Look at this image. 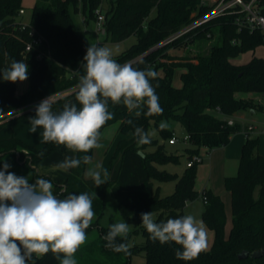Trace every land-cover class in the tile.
Returning a JSON list of instances; mask_svg holds the SVG:
<instances>
[{
	"label": "trees",
	"instance_id": "trees-1",
	"mask_svg": "<svg viewBox=\"0 0 264 264\" xmlns=\"http://www.w3.org/2000/svg\"><path fill=\"white\" fill-rule=\"evenodd\" d=\"M108 2L104 23L107 37L113 42L131 35L137 39L113 58L120 64L131 63L138 70L151 68L157 73L151 83L163 109L162 114L148 116L147 108L142 107L141 113L135 115L123 104L113 105L109 102L108 110L113 113V119L100 130L101 133L106 126L118 122L122 133L134 132L135 127H141L148 133L152 127L158 133L157 137L151 136L149 144L142 146L137 144L135 136L119 141L116 153H122L121 167L116 179L107 182L122 216L138 220L139 229L145 238L142 243L127 247L129 256L130 253L144 252L146 264H264V254L252 256L253 251L264 248V154L258 151V138L247 136L238 173L225 177V186L232 196V226L228 235L223 200L211 189L201 191L205 204L202 219L214 236L212 246L197 258L191 261L178 259L175 252L180 246L174 242H154L141 220V213L147 212H157L154 220L158 223L183 216L186 204L199 195L196 189L198 163L187 166L188 160L195 154H201L203 147L210 150L229 142L240 125L238 122L228 124L223 116L250 108H262L253 99L237 97L235 94L257 92L264 95V58L254 55L250 61L242 64L232 63L231 58L263 45L264 31L246 27L238 30L233 14L204 22L197 27V36L207 37L213 29L218 28L221 42L213 44L209 52L198 55L197 63L179 65L185 66L187 71L181 73L182 86L177 87L173 84V76L174 67L178 64L169 65L160 58L172 45L193 43L197 38L193 35L195 30L154 47L179 31L183 25L205 15L209 8L201 4V0ZM79 3L88 9V18H97L95 10L101 0H36L30 20L24 25L18 19L20 10L24 9L23 0H0V69L8 67L13 60L24 61L28 65L29 82L27 89L18 93V81H4L0 74V119L11 112L14 117L10 121L20 116L34 117L36 106L42 99L66 90H70L66 96L53 101V111L62 110L65 103H76L80 107L75 94L79 75L84 74L82 65L87 42L69 9L73 4L78 11ZM259 4L264 14V0H259ZM193 11H197L194 17ZM28 43H31V48L25 51ZM160 68L164 70L163 75L158 72ZM29 105L32 106L24 111H16ZM169 120L179 122L188 134L187 142L190 145L182 149L181 154L186 156V168L181 175L158 167V164L179 162L181 157L179 149L169 151L166 147L169 139L176 135L175 131L168 126L164 130L159 127L162 121L167 123ZM56 148L66 147L48 142L40 148L20 137L1 138L0 169H3L4 163H8L9 172L26 177L30 183H34L37 178L50 180L53 194L60 199L72 193H89L93 197V211L97 219L92 221L86 233L98 227L101 234L100 248L111 251L104 240L109 226L99 223L104 211V198L97 195L94 181L84 177L86 164L81 162L79 167L70 169L65 179H57L37 170L40 162ZM92 154L93 149L88 153L77 152L75 158L82 159L84 155L92 157ZM24 168H28L27 172L23 171ZM153 179H176L174 191L160 196L158 191L153 190ZM117 243L127 245L128 242L127 239L118 238ZM243 250L248 251L249 255L239 258ZM126 258L123 264L129 262L130 257ZM29 264H59V260L49 252L40 257L34 255Z\"/></svg>",
	"mask_w": 264,
	"mask_h": 264
},
{
	"label": "clouds",
	"instance_id": "clouds-1",
	"mask_svg": "<svg viewBox=\"0 0 264 264\" xmlns=\"http://www.w3.org/2000/svg\"><path fill=\"white\" fill-rule=\"evenodd\" d=\"M84 74L79 75L76 86V103H65L60 111H53V100L45 98L36 106V114L29 119L31 132L43 129V141L63 145L67 149L88 153L101 147V128L113 119L109 102L123 104L129 111L147 108L146 115L162 114L155 87L151 80L157 73L151 68L138 70L131 63L120 64L113 58L110 48L89 45L83 57ZM4 81L15 83L28 79V65L13 60L0 69ZM140 113L137 112V115ZM131 123V121H129ZM161 122V130L167 128ZM151 133L135 127L138 145L151 142ZM81 162L90 164L92 157H66L56 165L68 171ZM99 165L87 170L96 187L107 182L108 173L99 171ZM4 163L0 169V264H29L33 256L53 253L59 264H77L74 258L80 246L87 240L86 230L95 217L93 197L87 193L68 194L60 199L53 194L50 180L37 178L30 183L26 177L9 172ZM143 227L150 238L161 244L174 242L180 246L175 252L178 259L191 261L208 248V233L202 220L187 214L156 222L151 212L141 213ZM130 231L126 222L109 226L104 240L114 251H127L125 243Z\"/></svg>",
	"mask_w": 264,
	"mask_h": 264
},
{
	"label": "rangeland",
	"instance_id": "rangeland-1",
	"mask_svg": "<svg viewBox=\"0 0 264 264\" xmlns=\"http://www.w3.org/2000/svg\"><path fill=\"white\" fill-rule=\"evenodd\" d=\"M36 3V0H23L24 12L18 16V19L24 23H28L32 14L33 7ZM79 10L76 11L74 5L71 4L70 14L78 26L79 31L83 34L87 47L89 45L95 44L97 46L108 47L113 53V57L118 56L123 51L128 49L132 44L136 42V36L131 35L128 38L113 42L110 38L107 37L106 33L98 31V22L96 18L87 17L88 9H84L82 4H78ZM105 13L108 11L109 2L105 0L104 6ZM154 14V11H153ZM197 14V11L192 12V17ZM194 19L191 21L193 22ZM190 22V23H191ZM187 23L182 26L189 25ZM106 27V26H105ZM181 28V29H182ZM195 30L193 35L197 38L193 43L186 44V42L179 43L177 45H172L163 57L160 58L161 61H164L171 64H178L174 67V76L173 84L177 87L182 86V80L180 77V70L187 71L185 66H179L187 62H198V55L209 52L213 44H219L221 42V36L218 28L213 29V32L207 37H198V32ZM180 38V37H179ZM178 40V39H177ZM160 46L156 45L154 48ZM264 48V44L260 49ZM254 52L249 50L241 53L238 58H242L243 55L252 56ZM258 53L254 54L255 56ZM245 61L247 59H244ZM242 61V62H245ZM241 62V61H240ZM180 69V70H179ZM158 72L163 75L164 70L160 68ZM28 81V79H27ZM29 83V82H28ZM68 93L59 96L57 99L66 96ZM245 92H240L239 95H243ZM257 103V102H256ZM26 110V109H25ZM248 110V109H247ZM137 112H140V109L133 110V113L137 115ZM132 114V111L130 112ZM11 118L14 117V114H8ZM254 118L251 116L239 119V129L232 135L229 142L225 145L211 149L209 153L205 150L203 152L202 162L198 163L197 169V178H196V189L199 191V195L189 201L186 204L184 209V215L191 214L194 215L197 219L202 220V213L205 208L204 199L201 195V191L206 187L211 189L215 194L219 195L224 202L225 212L227 216L226 222V233L230 230L232 226V196L231 193L227 190L225 186V177L236 175L239 170L240 158L242 155V147L247 138V136L258 138L259 146L258 151L264 152V112L258 110L254 113ZM30 116H20L16 119L8 121L0 128V136H16L20 137L27 143L35 145L37 147H42L46 142L43 141V129L38 128L36 133L31 132V124L29 122ZM169 128L173 129L179 138V142L175 145L169 144V141L166 143V147L169 151H176L179 149V154L181 155L179 162H168L165 164H158L160 169L167 170L172 173H177L181 175L186 168V156L182 155V149L190 145L185 139L187 137V131L184 126L179 122L174 120L167 121ZM249 126H252L249 129ZM149 133L151 136H158L157 131L154 128H150ZM134 136V132L128 131L122 133L119 131V123H112L106 126L101 131L100 144L101 147L98 149H93L92 162L86 164L84 177L87 176V170L93 168L96 165H99V171L103 178V173L106 171L108 173L107 182L109 180H114L118 176L121 162H122V153H116L118 142L121 140L131 139ZM4 137V138H6ZM161 140V138H159ZM149 149L153 150L154 147ZM77 152H73L67 148H56L48 156V163H61L65 160L66 157H76ZM31 167V166H30ZM28 168H24L23 171L27 172ZM52 175L51 173H45ZM61 176H64L61 175ZM107 182L96 187V193L99 197L104 198V211L103 214L99 217V223L101 226L108 227L113 223L126 222L129 224L130 231L127 238V247H132L136 244H140L144 241V236L139 229L138 220L126 219L122 216L119 211L118 204L116 199L110 193V189L107 186ZM153 190L158 191L160 196H166L171 194L176 186V179H170L167 181H158L153 179ZM258 194V190L256 192ZM154 219L157 217V212H152ZM97 219V215L93 221ZM203 221V220H202ZM204 222V221H203ZM208 233V244L212 237L214 236L213 231L205 224ZM87 234V240L84 244L80 246L78 251L75 253V259L77 264H123L126 261V257L129 258L127 264H146L145 253H130V256L127 251H114V250H104L100 248V229L98 227L92 228ZM94 241V242H93Z\"/></svg>",
	"mask_w": 264,
	"mask_h": 264
},
{
	"label": "built area",
	"instance_id": "built-area-1",
	"mask_svg": "<svg viewBox=\"0 0 264 264\" xmlns=\"http://www.w3.org/2000/svg\"><path fill=\"white\" fill-rule=\"evenodd\" d=\"M201 4L209 8L208 12L205 15L195 18L194 21L191 22L189 25L173 33L171 36L165 39L162 43H160V45L165 44L167 42L174 40L175 38L185 35L186 33L197 28L204 22L210 21L211 19H214L216 17L222 16L225 14L234 15V20L238 26V30L242 29L243 27H246L250 30L260 29L264 31V14L261 11L259 0H201ZM104 6H105V0H101L100 5L95 10V13L97 16L96 19L98 22V31L103 32V33L106 32V28L104 24L106 20V13L104 10L105 9ZM23 12H24V9H21L20 13H23ZM23 24L26 25V22L25 23L23 22ZM233 42H235V40H233ZM30 48H31V43H28L26 45L25 51ZM69 92L70 90H66L60 93L52 94L50 96L52 100L54 101L59 96L69 93ZM30 106L32 105L25 106L16 111H19L21 109H28ZM223 117L227 120L228 124L232 125L235 123V120L231 115L223 116ZM251 128L252 126H249V129ZM185 140L187 141V137ZM169 142L171 144H176L179 142V138L174 134L169 139ZM202 159L203 157L201 154H195L190 160H188L187 166H191L194 163H199L202 161Z\"/></svg>",
	"mask_w": 264,
	"mask_h": 264
},
{
	"label": "crops",
	"instance_id": "crops-1",
	"mask_svg": "<svg viewBox=\"0 0 264 264\" xmlns=\"http://www.w3.org/2000/svg\"><path fill=\"white\" fill-rule=\"evenodd\" d=\"M261 46H262V45L258 46L255 50H253L254 53L252 54V56H250V58H249V56L246 57V55H243L242 58H238V56L240 55V54H239L238 56L231 58V62L234 63V64H242V63H246V62L250 61V60L252 59V57L254 56V54H256V53H258L256 56H259V57H263V58H264V48H263V49H260V51L258 52V49L261 48ZM251 51H252V50H251ZM244 59H247V60L245 61ZM240 61H241V62H240ZM242 61H245V62H242ZM176 70H177V69H176ZM176 70H175V71H176ZM179 70H180V69H179ZM175 71H174V72H175ZM182 72H183V71L180 70V75H181ZM28 85H29V83H28L27 80H25V81H23V82L18 81V85H17V87H18V89H17L18 93H22L24 90H26L27 87H28ZM180 87H181V86H180ZM239 93H240V92H237L235 95H236L237 97L251 98V99H253L255 102L259 103V104L262 106V108H257V109L250 108V109H248V110H241V111L236 112L235 114L231 115V116L234 118L235 122H237L239 119H243V118H246V117H249V116H251L252 119H255V118H254V117H255V116H254V113L257 112L258 110H262V111L264 112V95H262V94H260V93H257V92H245V94H243V95H239ZM24 110H25V109H21V110L18 111V113L21 112V111H24ZM141 110H142V108H140V112H139V113H141ZM132 114H134L133 111H132ZM10 117H11V116H8V115H7L5 118L0 119V124H2V126H3L4 124H6L8 121H10ZM117 123H118V122H117ZM2 126H1V127H2ZM1 127H0V128H1ZM4 137H6V136H0V139H1V138H4ZM231 138H232V136H231ZM176 144H177V143H176ZM201 150H205L207 153H209V152L211 151V149L209 150V149L204 148V147H203ZM259 152H260V150H259ZM200 153H201V155H202V157H203V154H204V153L201 152V151H200ZM260 153H261V154H264V152H260ZM201 162H202V161H201ZM57 164H59V163H48V162H47V157H46V158H44V159L40 162L39 167H38V171H39L40 173H43V174H45V173H51L52 176L55 177V178H57V179H65V178L67 177V175L69 174L70 169H69L68 171H64V170H62V169H58V168L56 167ZM63 174H64V176H61V175H63ZM196 178H197V177H196ZM204 189H207V188L205 187ZM202 220H203V219H202ZM229 231H230V230H229ZM229 231H228V233H226L227 235L229 234ZM212 243H213V237H212V239L210 240L207 249H209V248L212 246Z\"/></svg>",
	"mask_w": 264,
	"mask_h": 264
},
{
	"label": "water",
	"instance_id": "water-1",
	"mask_svg": "<svg viewBox=\"0 0 264 264\" xmlns=\"http://www.w3.org/2000/svg\"><path fill=\"white\" fill-rule=\"evenodd\" d=\"M142 152V151H141ZM19 156V153L17 154ZM29 164L31 165V162H29ZM37 170H38V167H37ZM264 254V248L262 249H258V250H255L252 252V256L253 257H260ZM249 255V252L246 251V250H243L239 253V258H245Z\"/></svg>",
	"mask_w": 264,
	"mask_h": 264
}]
</instances>
